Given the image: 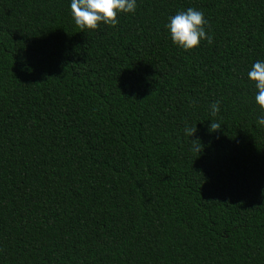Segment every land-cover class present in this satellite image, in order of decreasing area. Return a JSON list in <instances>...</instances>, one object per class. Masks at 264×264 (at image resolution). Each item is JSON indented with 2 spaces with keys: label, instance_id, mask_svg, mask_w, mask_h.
I'll return each mask as SVG.
<instances>
[{
  "label": "trees",
  "instance_id": "obj_1",
  "mask_svg": "<svg viewBox=\"0 0 264 264\" xmlns=\"http://www.w3.org/2000/svg\"><path fill=\"white\" fill-rule=\"evenodd\" d=\"M136 2L81 30L0 0V264H264V0ZM188 8L213 42L185 51Z\"/></svg>",
  "mask_w": 264,
  "mask_h": 264
},
{
  "label": "clouds",
  "instance_id": "obj_2",
  "mask_svg": "<svg viewBox=\"0 0 264 264\" xmlns=\"http://www.w3.org/2000/svg\"><path fill=\"white\" fill-rule=\"evenodd\" d=\"M136 7V0H71V14L76 26L81 30H96L102 23L115 27L119 14L134 13ZM205 25H208V21L204 18V13L188 8L170 17L167 28L170 30L172 42L185 51H190L197 48L202 40L213 42ZM248 77L255 82L258 89L255 100L260 108L264 109V61H257L249 71ZM210 107L211 115L215 117L220 111L219 101ZM257 123L264 125V115L258 117ZM219 129V123H211L210 132H217ZM196 132L197 127L185 128V133L190 137ZM192 145L194 151L201 152L202 144L199 140H192Z\"/></svg>",
  "mask_w": 264,
  "mask_h": 264
}]
</instances>
